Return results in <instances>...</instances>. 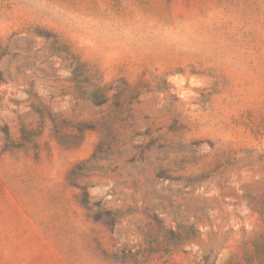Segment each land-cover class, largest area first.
I'll return each mask as SVG.
<instances>
[{
    "label": "rangeland",
    "instance_id": "rangeland-1",
    "mask_svg": "<svg viewBox=\"0 0 264 264\" xmlns=\"http://www.w3.org/2000/svg\"><path fill=\"white\" fill-rule=\"evenodd\" d=\"M205 256L264 260V0H0V264Z\"/></svg>",
    "mask_w": 264,
    "mask_h": 264
},
{
    "label": "trees",
    "instance_id": "trees-1",
    "mask_svg": "<svg viewBox=\"0 0 264 264\" xmlns=\"http://www.w3.org/2000/svg\"><path fill=\"white\" fill-rule=\"evenodd\" d=\"M84 98L90 100L91 102H93V104H95L97 106H101V105H104V104H106L108 102V100H109V90H107L104 87H97L95 89H92L86 95V97H84ZM24 132L25 131H23V133ZM77 169H78V166H76L73 170H71L70 175H69V179L72 178V175L75 174ZM70 180H71V183L73 185H76V186H78L79 188L82 189V191H83L82 195L84 197L83 202L88 204V199L87 198H89V194L86 191V187L85 186H79L75 179L74 180L70 179ZM103 212L105 213L104 214L105 217L110 218L113 221V214L110 211L103 210ZM200 264H214V262H210L209 261V257L205 256L203 258V260L200 262ZM260 264H264V260H261Z\"/></svg>",
    "mask_w": 264,
    "mask_h": 264
}]
</instances>
